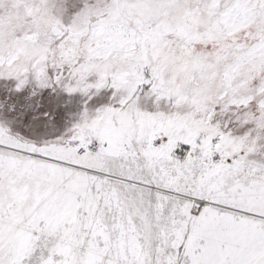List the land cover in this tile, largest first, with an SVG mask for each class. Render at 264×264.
Masks as SVG:
<instances>
[{
    "label": "snow or ice",
    "instance_id": "obj_1",
    "mask_svg": "<svg viewBox=\"0 0 264 264\" xmlns=\"http://www.w3.org/2000/svg\"><path fill=\"white\" fill-rule=\"evenodd\" d=\"M0 264H264V0H0Z\"/></svg>",
    "mask_w": 264,
    "mask_h": 264
}]
</instances>
